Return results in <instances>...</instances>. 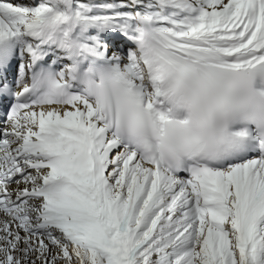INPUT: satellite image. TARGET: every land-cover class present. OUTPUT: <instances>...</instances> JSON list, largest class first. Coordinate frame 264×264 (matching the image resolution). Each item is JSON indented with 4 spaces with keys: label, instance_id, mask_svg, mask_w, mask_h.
<instances>
[{
    "label": "snow or ice",
    "instance_id": "1",
    "mask_svg": "<svg viewBox=\"0 0 264 264\" xmlns=\"http://www.w3.org/2000/svg\"><path fill=\"white\" fill-rule=\"evenodd\" d=\"M144 27L185 56L264 65V0H0V264H264V128L164 170L89 88L56 83L75 81L81 57L119 71L118 33ZM93 28L110 30L106 52ZM131 86L153 110L151 78ZM155 118L167 122L162 108Z\"/></svg>",
    "mask_w": 264,
    "mask_h": 264
},
{
    "label": "clouds",
    "instance_id": "2",
    "mask_svg": "<svg viewBox=\"0 0 264 264\" xmlns=\"http://www.w3.org/2000/svg\"><path fill=\"white\" fill-rule=\"evenodd\" d=\"M133 42L129 52L137 79L129 81L125 69H102L91 78L88 98L98 111L97 99L103 102L104 114L116 119L142 159L167 170L224 153L243 127L264 128V65L234 67L210 49L185 56L150 27ZM149 78L161 93L151 111L140 106L131 86ZM161 108L167 117L163 124L155 118Z\"/></svg>",
    "mask_w": 264,
    "mask_h": 264
},
{
    "label": "bare ground",
    "instance_id": "3",
    "mask_svg": "<svg viewBox=\"0 0 264 264\" xmlns=\"http://www.w3.org/2000/svg\"><path fill=\"white\" fill-rule=\"evenodd\" d=\"M110 31V30H109ZM109 31H100L98 32L97 29L93 28V29H90L89 30V34L93 37H97L98 38H101V41H103V44L105 49L104 51H106L107 49V45H106V42H109L108 40H104L103 37H106V36H109ZM100 42V40H99ZM124 44H127V43H124ZM130 44V43H129ZM100 45H101V42H100ZM102 47V46H101ZM125 53H122V50L119 48V51H117L116 53H114V55H118V56H121V61H126L128 62V58L127 57H123Z\"/></svg>",
    "mask_w": 264,
    "mask_h": 264
}]
</instances>
